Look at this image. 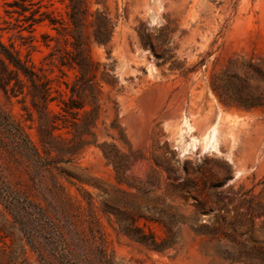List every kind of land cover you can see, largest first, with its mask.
Returning <instances> with one entry per match:
<instances>
[{
    "label": "rangeland",
    "instance_id": "374dc122",
    "mask_svg": "<svg viewBox=\"0 0 264 264\" xmlns=\"http://www.w3.org/2000/svg\"><path fill=\"white\" fill-rule=\"evenodd\" d=\"M11 1L0 0L1 41L67 98L63 82L71 85L77 68L48 54L70 45L47 18L29 31L27 21H16L22 15L5 12L19 10L5 4ZM29 2L25 15L40 6L36 17L45 12L67 21L68 0ZM87 5L91 12L106 8L115 22L106 45L90 42L96 80L110 63L115 80L114 87L101 81L95 144L74 154L45 152L29 97L20 103L0 90V106L52 161L37 171L30 159L15 164L0 152V264L9 251L19 264H264V107L227 106L212 90L232 72L248 77V90H264L248 68L264 66V0ZM87 32L91 40L92 28ZM58 98L48 103L53 113ZM70 137L65 128L51 133L56 148ZM101 143L127 155V182L118 180ZM9 201L19 214L9 212Z\"/></svg>",
    "mask_w": 264,
    "mask_h": 264
},
{
    "label": "trees",
    "instance_id": "16d2710c",
    "mask_svg": "<svg viewBox=\"0 0 264 264\" xmlns=\"http://www.w3.org/2000/svg\"><path fill=\"white\" fill-rule=\"evenodd\" d=\"M25 1L12 0L11 2H5L10 7L19 8V10L14 8L13 10H5V12L8 14L15 12L22 15L23 17L16 19V21H27L26 27L29 31L32 30L35 23L47 18L51 28L63 37L64 44H69L71 47L67 49L56 45L54 51L50 52L48 56L51 60L52 58L56 59L60 66L77 68L78 75L71 85L63 82L69 91L67 98H63L59 90L53 88V80L48 78L41 68L36 70L32 64L28 63L27 59L20 57L13 44L7 45L0 39V90L6 99L15 97L20 103H24L25 99L29 97L31 107L37 113V129L40 142L46 147L45 152L49 153V150L57 149L60 153L74 154L90 143L95 144L96 138L91 128L96 124L101 107L98 97L101 93L99 89L102 86L101 81L114 87L115 80L113 75L108 72L109 69L113 70L112 64H104L102 66L103 70L100 71V77L96 80L99 64L91 59L89 51L91 41L104 45L110 41L115 22L109 17L106 8L89 11L87 0H68L67 21L45 12L36 17L35 14L38 13L40 6L30 10L29 15H25L24 12L33 5L32 2L26 5ZM89 27L92 28L91 40L87 32ZM248 68L256 74V78L264 80V66L249 64ZM59 70L64 74L61 69ZM247 80L248 77L239 76L232 72L226 75V84L222 88L214 82V84L212 83V90L219 101L227 106L235 105L247 109L258 106L264 107V90L258 93L248 90ZM85 92H88L90 100L87 99L88 95ZM56 98L59 101V111L53 113L48 109V103ZM87 103H90L93 107L89 110H83ZM23 109L28 115L27 119L31 120V111H28L27 106H23ZM79 110H82V112L79 113ZM56 128H65L66 133L71 135L70 138H64V144L58 148L51 139V133ZM86 136L93 138L89 140ZM97 146L107 163L116 172L118 180L127 182L125 172L130 168L127 155L121 153L115 144L101 143ZM128 146L130 147L129 144ZM0 152L15 164H20L22 158L30 159L37 171L52 163V161L43 159L38 148L25 131L22 122L1 106ZM56 169L65 176L75 177L79 181L82 180L76 172L61 168ZM6 207L11 214L13 210L16 211V214H19L15 202L9 201ZM6 264H19L13 251H9L7 254Z\"/></svg>",
    "mask_w": 264,
    "mask_h": 264
}]
</instances>
